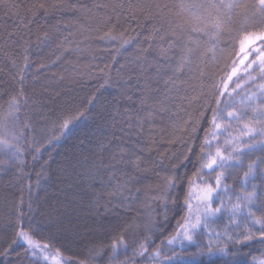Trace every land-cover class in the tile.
Here are the masks:
<instances>
[{
  "label": "trees",
  "instance_id": "16d2710c",
  "mask_svg": "<svg viewBox=\"0 0 264 264\" xmlns=\"http://www.w3.org/2000/svg\"><path fill=\"white\" fill-rule=\"evenodd\" d=\"M190 2L0 0V121L11 98L19 99L23 90L27 104L21 103L17 115L34 129L18 141L22 158L0 151V229L15 221L14 206L22 197L33 238L47 244L61 264H114L111 245L120 237L128 248L118 244L115 264H156L151 255L155 251L161 253V264H207V258L194 256L197 249L189 243L169 246L167 241L188 215V183L201 176L214 178L215 171L202 170L200 164L218 149L234 158L222 170L231 199L255 186L252 211L264 217V119L250 107L261 104L260 92L250 94L255 84L264 82L261 73L253 69L256 78L236 88L246 76L238 75L230 84L232 93L216 96L220 103L211 106L221 130L215 138L214 128L206 123L211 120L207 105L237 62L240 40L264 28V18L256 0H235L241 7L214 37L219 41L215 58L197 55L178 67L183 41L177 43V37L187 38L192 27V13L181 5ZM38 3L47 11H37ZM58 3L60 7H53ZM117 18L115 33L128 38L123 46L101 38ZM45 32L50 39L44 38ZM198 38L199 50L209 46L207 37L191 36L192 41ZM146 93L147 105L141 106ZM253 96L255 102L249 99ZM78 112L83 115L61 133L63 120ZM228 112L241 119H228ZM245 125L256 130L251 137ZM233 146L243 152L233 151ZM250 163L255 170L244 184ZM168 177H179L175 189L166 186ZM226 225L223 216L211 224L212 231L221 233L220 241L209 232L195 239L201 248L210 238L223 246ZM243 228V222L240 227L232 224L229 235L235 238ZM252 231L255 238L247 246L235 245L237 264L264 258V242L256 227ZM132 233L154 241L143 256L134 254L138 244L132 243ZM4 246L0 242V250ZM212 259L216 264L225 260ZM0 264L54 263L41 255L24 256L21 242L7 258L0 256Z\"/></svg>",
  "mask_w": 264,
  "mask_h": 264
},
{
  "label": "snow or ice",
  "instance_id": "6c2138e0",
  "mask_svg": "<svg viewBox=\"0 0 264 264\" xmlns=\"http://www.w3.org/2000/svg\"><path fill=\"white\" fill-rule=\"evenodd\" d=\"M61 4L53 5V7H60ZM37 11L43 9L47 11L44 3H38L34 6ZM123 7V5H119ZM131 7V6H130ZM241 7L237 4L235 0H215V2H196L192 0L190 3H184L181 5L182 9H187L192 13L191 22L192 27L188 30L187 38L181 35L177 37V43L183 41V47L181 49V59L178 64V67H182L186 61L191 60L197 55L206 56L209 53L215 58V46L219 43L218 40L214 39L215 36L219 34L221 27L225 23H231L230 16L235 11L236 8ZM255 8L258 10L261 18H264V0H256ZM111 22V18L109 19ZM119 23V20L113 23L107 31L104 32L102 39H105L109 42L119 41L120 45L123 46L128 43V38L125 37L123 32L115 33V25ZM193 33H199L202 37H207L209 46L203 50H199L200 39L192 41L191 36ZM45 39H50L47 32L44 33ZM192 45V46H190ZM27 60V57H25ZM240 66L244 67L245 72H249L250 69L255 68L261 73V79H264V28L258 32L248 33L243 39L240 40L239 53H238V63L233 62L231 71L226 74V76L221 81L222 89H217V92L212 94V98L207 105L206 111L211 114V120L206 121L210 123L211 126L216 129V132L212 133L213 138H215L220 130L221 125L217 122L215 111L212 108V104L219 105L220 100L216 99L217 95L223 96L228 94V83L233 80V77L237 76V73L240 71ZM27 67V64L24 65ZM20 82L23 83V77L20 78ZM237 87L241 85L237 84ZM260 91V100L261 104L259 106L250 105L253 108V111L259 112V118L264 119V85H261L259 88ZM17 97H12L9 101V111L7 116L3 118V121H0V127L8 128V119L11 118L12 124L17 128L16 131L10 133L12 140L19 141L21 139L26 140L27 134L34 131L32 125L20 120V117L17 115L21 103L27 104V99L23 95V90L18 91ZM130 99V97H129ZM147 93L141 97L140 103L141 106L147 105L148 102ZM253 102H255L256 97H250ZM83 113H77L76 115H71L65 118L62 124L59 126V131L64 133L69 130L70 124L73 120L78 119L82 116ZM227 118L230 120H239L241 117L234 112H228ZM244 131L250 137L256 131L254 128L249 127L248 125L244 126ZM261 132H264V129H261ZM204 145L206 147L211 146V142L208 139H205ZM0 151H5L9 153L12 157L22 158L23 152L18 146V144H13L9 140L0 137ZM233 151L243 152V149H236L233 146ZM33 152H37V149L34 147ZM115 159V157H114ZM234 159L230 156H225L222 151L219 149L216 151L215 155L207 154V163L200 164V168L206 169L209 172L215 171L216 169H224L226 166L230 165V160ZM219 160V162H218ZM136 167H139L137 164ZM255 170V164H248V171L243 174L242 183L247 184L249 177L253 174ZM179 177H168L165 178V184L169 189H175L177 187V181ZM223 181V172L219 173L214 178L215 187L211 184H207L203 188L193 187L191 183L187 185L188 197L184 202V207L188 212L185 222L182 226V232H178L176 237H173L171 240L167 241L168 244H172L174 241L179 239L181 245L184 244V241H187L192 247L196 248L197 251L194 253L195 257L207 258V264H216L212 259L216 256L224 257L225 260L221 261L220 264H237L236 260L233 259L238 254V250L235 249V245L240 244L247 246L248 242H251L255 237L252 231L253 227L257 228L259 233V239L264 242V217H257L252 211L254 201L256 199L255 186H253V191L251 193H246L241 196H237V202L231 204L230 206H225L219 197L215 194L217 190L226 191V188L222 187ZM119 190V189H118ZM28 191L31 193V185H28ZM196 193L197 207L193 210L192 204L190 201L193 198V194ZM243 202V203H241ZM24 200L21 197L19 203L14 206L13 215L15 216V221H10L6 228L0 229V242H3L5 245L2 250H0V256L7 258L13 251L14 246L23 242V255L36 257L37 255H43L44 252L48 249L47 244L38 243L33 237L36 235L35 230L32 228L31 221L25 222L24 212ZM213 203L218 204L217 207H213ZM28 213L31 214L32 204L28 203ZM228 213V225L225 226L223 230V239L227 242L225 245L221 246L220 243H213V240L210 238L207 243L203 244L201 248V241L194 239L197 236L198 232L203 235L208 227L210 222H214L215 218L218 215L223 213ZM240 218V219H238ZM241 222L244 224V228L241 232L233 235H229L228 229L232 224H235L236 227H240ZM132 228L134 225H128ZM10 229L11 235H8V230ZM28 229V230H25ZM210 237H214L217 241L221 240V233L213 230L210 233H207ZM132 243L134 245L138 244V251L134 254L143 256L148 252V246L153 244L154 241L148 236H144L143 240L138 239L137 234L132 233ZM118 244L125 251L128 248V245L124 242L123 237H120L118 241H114L111 245L112 260L115 264L116 257L118 256ZM228 245L233 246V250L230 251ZM203 249H207L204 251ZM215 249V250H213ZM18 258H22L21 253H16ZM152 258L156 260V264H161L157 258L160 257V251H155L152 254ZM44 260L47 262L49 257L44 255ZM55 264H59L57 257L54 256L51 258ZM166 264H172L171 260H167ZM250 264H264V258H255L250 261Z\"/></svg>",
  "mask_w": 264,
  "mask_h": 264
},
{
  "label": "rangeland",
  "instance_id": "374dc122",
  "mask_svg": "<svg viewBox=\"0 0 264 264\" xmlns=\"http://www.w3.org/2000/svg\"><path fill=\"white\" fill-rule=\"evenodd\" d=\"M237 63H238V60H237ZM253 69H255V68H253ZM253 69H250L249 72H245L244 67H243V66H240V71L237 73V76H238V75H246L245 78H244L243 80H241V81L238 83L239 85H241V87H242L243 84H245L246 82H248V81H250V80L256 78V73L253 72ZM230 71H231V70H230ZM237 76L233 77V80H232L231 82L228 83V93H232V92L234 91L235 87H234V86H230V84L234 82V80H235V78H236ZM261 85H264V82H260V83L255 84V88L251 90V93H250V94H251V95H254L256 92H260V91H259V88H260ZM236 88H237V86H236ZM238 88H240V87H238ZM9 122H12L11 119L8 120V123H9ZM8 125H9L8 128H2V129H1V131H0V137L9 140V141H10L11 143H13V144H18V141H14V140H12V137H11V135H10V133H11L12 131H15V129H14V127H13V124H8ZM216 131H217L216 129H213L212 133H213V132H216ZM18 146H19V145H18ZM4 152H5V151H4ZM5 153H6L8 156H11L9 153H7V152H5ZM215 153H216V152L212 153L211 155L214 156ZM224 155H225V156H229V155H227V154H224ZM11 157H12V156H11ZM207 162H208V161H207ZM218 162H219V160H218ZM205 170H206V169H205ZM222 170H223V169H216L215 172H214V175H213L214 178H215L216 175H218L219 173H221ZM207 171H208V170H207ZM214 178H213V177H212V178H205V177H202V176H201V177H198V178L196 179V181H194V182L192 183V186H193L194 188L197 187V186H198L199 188H203V187L206 186V183H207V184H211L213 187H215V184H214ZM205 182H206V183H205ZM222 187L226 188V191H223V190H217V193L215 194L216 196L219 197V200H221L225 206H230L231 204L236 203V202H237V197H235V198H234V201H233V200L231 199V195H230V193L228 192L227 187H226L225 185H223V183H222ZM195 196H196V193L193 194V198H192V200L190 201V203L192 204L193 210H195L196 207H197V200H196ZM241 203H243V202H241ZM217 206H218V204L213 203V207H214V208L217 207ZM220 216H223L225 219H228V213H227V212L223 213L222 215H218L217 218L220 217ZM215 219H216V218H215ZM239 219H240V218H239ZM241 223H242V222H241ZM183 224H184V223H183ZM183 224L180 226V228L178 229L177 233H178V232H182V230H183V228H182ZM211 224H212V222L209 223V227H208V229H207L206 232H209V233L212 232ZM177 233H176L175 235H173L169 240H171L173 237H176V236H177ZM198 233H199V232H198ZM213 238H214V237H213ZM194 239H195V237H194ZM214 239H215V238H214ZM169 240H168V241H169ZM185 244H188V242H187V241H184V244H183V245H185ZM167 245H169V246H180L181 243L179 242V239H177V240L174 241L172 244H168V243H167ZM44 255H46V256L49 257V260H48V261H50V262H52V263L55 264V262H54L51 258L54 257V256L57 257V255H55V254L53 253V251L47 249V250L44 252V254L41 255V256H44ZM258 259H259V258H258ZM57 260H58V262H59L58 257H57ZM59 264H61V263H59Z\"/></svg>",
  "mask_w": 264,
  "mask_h": 264
}]
</instances>
